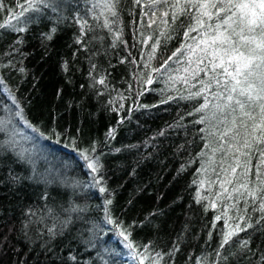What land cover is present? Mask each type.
I'll list each match as a JSON object with an SVG mask.
<instances>
[{
  "label": "trees",
  "instance_id": "1",
  "mask_svg": "<svg viewBox=\"0 0 264 264\" xmlns=\"http://www.w3.org/2000/svg\"><path fill=\"white\" fill-rule=\"evenodd\" d=\"M5 3L15 12L21 11L15 7V0ZM52 3L54 11L49 7L41 14L25 13L31 15L26 25L24 17H19L20 23L11 19L17 27H26L25 32L0 29V78L5 82L0 84V120L12 121L15 131L20 132L15 138L31 155L21 160L10 151L0 152V264H103L100 256L109 264H140L136 253L126 247L120 229L103 223L106 199L112 200L108 207L114 218L125 225L135 223L130 230L137 245L168 252L179 241V252L171 258L165 256L160 264H196L197 258L205 256L216 260L219 230L225 221L215 222L213 228L214 216L222 211L232 216L234 212L222 207L227 201H218L215 209L205 212L207 202L197 204L193 199L198 187L192 184L193 178L210 175L197 172L201 167L198 153L205 144L201 139L205 134L199 130L204 125L194 122L199 114L189 115L199 101L180 97L188 95L192 84L196 85L192 91L199 84L192 81L185 86L169 81L167 70L151 72L181 46L184 29L172 33L170 40L159 37L156 58L149 62L151 45L162 29L159 19L148 26L144 12L151 13L143 0L141 5L119 0V17H112L98 0ZM10 16L12 13L0 11V23ZM105 16L112 32L98 27ZM81 18L87 19L94 31L85 29L83 34L78 22ZM53 27L56 32L48 41L45 34ZM116 31H121L126 45L115 39ZM77 37L83 44L76 42ZM129 52L131 57L121 63ZM132 58L137 63H132ZM65 61L68 71L63 69ZM146 62L150 64L147 69ZM169 66L181 69L171 75H183L182 64L170 61ZM20 67L26 72L20 73ZM140 73L143 79L151 74L153 83L143 84ZM100 75L105 76L107 87L99 83L92 87L91 77L99 80ZM168 97L175 98L163 103ZM17 111H22L39 132L15 116ZM21 128L31 134V140ZM112 129L113 136H107ZM7 138L0 132V141ZM93 142L97 145L94 155L103 163L108 189L104 193L93 182L96 173L86 167L79 154ZM40 144L49 149V155L43 153ZM54 160H59L61 172L51 166ZM65 179L67 182L61 183ZM73 183L76 187L71 186ZM208 187L206 181L202 195L209 194ZM217 190L218 185L212 187L213 194ZM74 204L88 210L71 213L72 222L61 232L62 222L69 217L66 209ZM259 215L251 214L254 228L238 232L221 249L228 259L221 258L220 264H264V221L256 224ZM81 216L83 219H78ZM89 220L104 229L94 240H90ZM228 223L235 226L233 220ZM49 229L56 234H50ZM243 240L249 241L246 249L240 248Z\"/></svg>",
  "mask_w": 264,
  "mask_h": 264
},
{
  "label": "snow or ice",
  "instance_id": "2",
  "mask_svg": "<svg viewBox=\"0 0 264 264\" xmlns=\"http://www.w3.org/2000/svg\"><path fill=\"white\" fill-rule=\"evenodd\" d=\"M133 2L135 5L142 4V0H133ZM98 3L100 7L111 13L112 17H119L116 7L119 0H98ZM143 3L151 13L149 15V12H144V15L148 16V26L151 27L159 19L158 27L162 29L151 45L147 61L156 58L155 54L160 46L159 37L170 40L173 39L172 33L179 34L180 29H184L181 46L176 48L167 59H162L159 67L151 68V72L161 73L167 70L169 81L182 82L185 86L192 81H197L199 84L195 91H192V88L196 85L192 84L187 89L188 95L180 97L199 101L189 115L199 114L194 122L204 125L199 131L205 134L201 139L205 141L204 149L207 151L202 149L198 153L201 167L197 172L210 175L200 179L193 178L192 184L198 186L193 199L197 204L202 201L207 202L204 204L205 212L209 208L215 209L218 201H227L222 207L232 209L234 215L229 216L227 211H222L221 214L214 216L213 228L215 222L222 218L225 221L224 226L219 230L221 239L215 250L216 260L210 261L206 256L199 257L196 264H220L221 258L224 261L228 259L221 249L229 245L233 236L255 227L251 222L252 213L260 214L256 224L264 221V0H143ZM15 7L20 8L21 11L15 12V8L8 7L5 0H0V11L12 13V16L3 18L4 23H0V29L9 28L18 33L25 32L26 27H17L16 24L10 23L11 19H16L17 23H20L19 17H24L23 23L26 25L31 22V15L25 16V13L41 14L49 7L55 10L52 0H23V3L21 0H15ZM157 12L160 13L159 17ZM95 19L98 20L99 16ZM78 22L83 34H86L85 29L94 31L87 19L81 18ZM98 27L113 31L107 16L103 25ZM55 32L56 28H51L50 32L45 34V39L51 41ZM114 36L116 40H120V43L127 44V41L121 39V31H116ZM76 42L83 44L81 37H77ZM17 43L22 41L18 40ZM112 46H116L115 42ZM129 57H131L130 52L121 63ZM181 57H183L182 61ZM170 61L174 64H182L183 75L170 74L181 71L171 68ZM131 62L137 63L135 58H132ZM144 67L147 69L150 64L146 62ZM63 69L69 70L67 61L64 62ZM94 69L95 65L90 69V76ZM18 71L25 73L26 69L20 67ZM143 75L140 73L143 84L153 83L151 74L146 79H143ZM91 79L92 87H95L96 83L107 87L105 76L100 75L99 80L96 77ZM3 83L4 80L0 78V84ZM174 98L168 97L162 102L167 103L169 99ZM14 103L19 104V101L14 98ZM111 103L110 100L109 104ZM14 115L21 117L33 131L39 132L38 128L27 121L22 111H17ZM11 123V120H0V132L8 137L7 140L0 141V152L10 151L21 160L30 159L29 150L15 139L19 133L8 127ZM114 131L112 129L106 135L111 137ZM96 149L97 145L93 142L89 148L80 149L79 154L85 161L86 167L92 173H96L92 178L93 182L99 185L98 191L104 193L108 189L103 178V163L100 156L94 155ZM205 157L207 159H203ZM253 159L257 160L255 165L252 163ZM206 181L209 185L207 189L209 194L202 195L201 190L204 189ZM66 182V179L61 181V183ZM217 185L218 190L213 194L212 187ZM71 186L76 187V184L73 183ZM111 204V199L105 200L103 223L120 229L126 247L136 253L140 264H145V261H149L150 264H160L165 256L171 258L179 252V241L174 243L168 252L156 251L150 245H137L132 239L130 230L136 226L135 223L125 225L119 218H114L108 207ZM87 210L86 206L75 204L66 209L69 217L62 222L61 232L72 222L71 213H84ZM229 220L235 221L234 227L228 223ZM86 222L92 225L90 240H94L99 233L104 232L99 223L91 220ZM241 222L245 227L240 226ZM49 233L56 234L53 229H49ZM211 235L210 232L209 239ZM248 244V240H243L240 242V248L246 249ZM92 247H96V244L92 243ZM71 259L75 260V257ZM100 260L103 264H109L103 256H100ZM261 261H264V254L261 255Z\"/></svg>",
  "mask_w": 264,
  "mask_h": 264
},
{
  "label": "rangeland",
  "instance_id": "3",
  "mask_svg": "<svg viewBox=\"0 0 264 264\" xmlns=\"http://www.w3.org/2000/svg\"><path fill=\"white\" fill-rule=\"evenodd\" d=\"M20 120V119H19ZM8 127L10 128V129H14L15 130V128H14V126L12 125V123L10 124V125H8ZM23 131H24V129L23 128H21ZM25 132V131H24ZM19 134H20V132H19ZM25 134L26 135H29V139L31 140V134L30 133H27V132H25ZM8 139V138H7ZM6 139V140H7ZM16 139V138H15ZM18 140V139H17ZM35 146L37 147L38 146V144L36 143L35 144ZM39 147H43L41 144H40V146ZM42 150H43V153L45 154V155H49V149L47 148V149H45L44 147L42 148ZM30 157H31V155H30ZM32 160H34V159H32ZM59 160H54V161H52V163H51V166L53 167V168H56V170H58L59 172H61V165L59 164V163H57Z\"/></svg>",
  "mask_w": 264,
  "mask_h": 264
}]
</instances>
